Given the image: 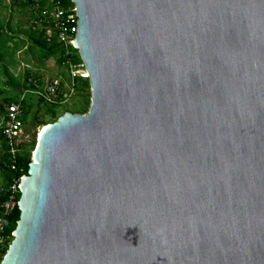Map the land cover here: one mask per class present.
Returning a JSON list of instances; mask_svg holds the SVG:
<instances>
[{
	"label": "water",
	"instance_id": "1",
	"mask_svg": "<svg viewBox=\"0 0 264 264\" xmlns=\"http://www.w3.org/2000/svg\"><path fill=\"white\" fill-rule=\"evenodd\" d=\"M85 115L39 133L0 264H264V0H72Z\"/></svg>",
	"mask_w": 264,
	"mask_h": 264
},
{
	"label": "built area",
	"instance_id": "2",
	"mask_svg": "<svg viewBox=\"0 0 264 264\" xmlns=\"http://www.w3.org/2000/svg\"><path fill=\"white\" fill-rule=\"evenodd\" d=\"M19 1L26 3V0ZM30 9L31 30L43 31L47 42L55 37L60 49V67L64 73L62 76L47 80L42 79L40 75L29 74L25 87L10 104L4 105L0 130L7 146L6 166L13 172L17 171L20 145L24 143L21 141L24 102L28 98H33L42 105L60 108L76 97L81 82H88L90 86L85 63L73 44L78 22L76 3L72 0H48L41 6L37 2H31ZM23 176L13 179L8 188H0V250L7 249L13 239V232L9 233L7 230V221L17 207L20 196L18 187Z\"/></svg>",
	"mask_w": 264,
	"mask_h": 264
},
{
	"label": "rangeland",
	"instance_id": "3",
	"mask_svg": "<svg viewBox=\"0 0 264 264\" xmlns=\"http://www.w3.org/2000/svg\"><path fill=\"white\" fill-rule=\"evenodd\" d=\"M33 1L19 4L17 0H0V34L4 32V35L9 36L0 39V101L6 96L15 97L20 92V89L7 85L10 78L22 83L27 73L40 75L44 80L62 76L64 73L57 55L47 57L28 39L31 18L29 4ZM83 83L85 82L79 84L75 98L60 108H55L59 117L65 112L72 113L79 108L83 109V94L79 92ZM89 91L91 95V90ZM45 110L34 107L28 114L21 135V141L25 144H35L43 129V126L38 125L49 121V114ZM3 185L4 175L0 172V186Z\"/></svg>",
	"mask_w": 264,
	"mask_h": 264
},
{
	"label": "trees",
	"instance_id": "4",
	"mask_svg": "<svg viewBox=\"0 0 264 264\" xmlns=\"http://www.w3.org/2000/svg\"><path fill=\"white\" fill-rule=\"evenodd\" d=\"M29 1H31V0H29ZM47 1L48 0H36V1L34 0L33 2H37L39 5L43 6L46 4ZM17 2L19 4H27L28 0H26V3H22L19 0H17ZM29 29H30L29 30L30 31V37L28 39L31 41V44L34 47L43 51L47 57L54 56V55L55 56L57 55L59 57L60 49H59L58 44L56 43L55 37H53V39H51L50 42H47L45 40L43 31L42 32H39V31L35 32V31H32L30 27H29ZM3 33H2V35L0 34V39H2L4 37L9 38L8 35H4ZM28 76H29V74L27 73L26 78H24L22 83H18L15 80H13L12 78H10L9 83L7 85H10L14 88H18L21 91L25 87L26 79L28 78ZM89 89H90V86L88 83L85 82L82 84L79 92H80V94H83L82 95L83 100H84L83 101V103H84L83 109L79 108L77 111L72 112L71 114L85 115L88 112L89 106H90V98H91ZM15 98H16V96L15 97L6 96L0 101V120H1L3 113H4V105L10 104ZM24 107H25V114L23 116V122L24 123L26 121L28 114L30 113V111L34 107H36V109L40 108V107L45 108L46 109L45 112H47L49 114V121L45 122V123H40L38 126L45 127L46 125L55 122L59 117L57 115V111L55 108L42 105L39 101H37V102H36V100L34 101L33 98H28L24 102ZM37 121H39V119ZM35 144L22 143L20 145L21 151L19 153L18 160H17V171L13 172L9 168H7V166H6L7 162H8V156H7V152H6L7 146H6L2 131L0 130V172L4 175V185L0 186V188L6 189L10 186L13 179H16L17 177H20L22 175H27V172L29 169V164L31 163L32 152L34 151V148H35ZM19 197H18V199H19ZM19 216H20V212L18 210V207H16L15 211L13 212L11 217L8 218V221H7V230L9 233H12L15 230L16 224L19 220ZM6 250L7 249L0 250V262L3 258V256L5 255Z\"/></svg>",
	"mask_w": 264,
	"mask_h": 264
},
{
	"label": "bare ground",
	"instance_id": "5",
	"mask_svg": "<svg viewBox=\"0 0 264 264\" xmlns=\"http://www.w3.org/2000/svg\"><path fill=\"white\" fill-rule=\"evenodd\" d=\"M44 128V127H43Z\"/></svg>",
	"mask_w": 264,
	"mask_h": 264
}]
</instances>
